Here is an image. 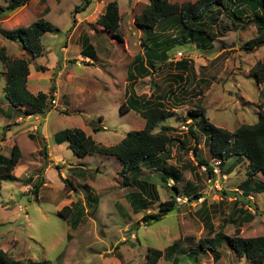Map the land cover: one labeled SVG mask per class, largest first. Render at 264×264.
Returning <instances> with one entry per match:
<instances>
[{
  "label": "rangeland",
  "instance_id": "1",
  "mask_svg": "<svg viewBox=\"0 0 264 264\" xmlns=\"http://www.w3.org/2000/svg\"><path fill=\"white\" fill-rule=\"evenodd\" d=\"M94 1L93 5L98 0ZM168 1L180 5L197 0ZM7 2L0 0V32L26 28L41 18L59 30L58 33L42 36L43 55L36 59H31L18 43L7 40L1 34L0 47H4L12 59L24 58L32 71L46 72L43 77L39 75V78H35L38 80V83H34L38 92L48 94L51 87L57 93L59 88L60 92L56 98L57 105H52V100L48 99V111L40 116L43 132L49 138L48 151L40 134L33 135L36 145L27 139L30 127L32 129L36 126L39 118L30 127L17 131L14 137L15 140L18 138L20 164L23 167L17 166L13 175L18 176L21 170L23 173L22 179L16 184L11 181L2 182L0 250L15 260L37 264L43 261L50 264H146L149 249L164 253L165 249L175 245L173 255L170 258L161 257L157 264H193L184 252L188 253L190 248L198 246L200 240L212 238L219 231L229 237L264 236V194H251L248 198L251 205L257 208L258 212L254 214L245 205L246 200L238 190L246 179L245 161L234 163L230 159L222 169H216L217 173L214 175L213 172L214 177L211 178L203 167H197L193 159L191 149L195 145L192 139L183 142V145L181 143L182 147L175 148L173 144L168 152L171 159H167L164 167L167 170L175 167L181 173L182 178L177 181L180 195L173 194L171 180L164 184L157 171L142 166L138 178L154 185L157 201L151 199L147 209L139 212L128 200L133 194L139 195V192L134 188L122 187L119 176L122 167L117 159L91 155L79 164L72 151L64 145L58 147L54 144L52 136L56 133L77 128L84 129L96 143L113 146L124 137L120 131L127 133L138 126L143 127L144 121L133 111L120 117L119 107L123 101L128 100H124L125 66L134 55L141 53L140 41L148 44V39L139 33L133 22L147 5V0H117L120 32L127 40L128 50L124 49V53L113 61L107 59L110 53L109 38L95 22L101 14L100 6L89 9L86 15V12L73 14L74 8L81 5V0H31L27 7L6 14L2 9L7 6ZM44 9H47L46 14L42 13ZM220 15L219 23L207 30V35L221 32L222 23L228 30H225L223 38L214 40L213 50L209 48L208 39L200 42L185 37H179L167 50L169 38L182 34L178 21L174 19L165 21L172 28H167L163 22L154 30L152 37L157 43L163 42L162 47L166 49L161 52L167 54V61L165 64L156 63L157 70L149 78L138 82L134 89L138 96L147 98L151 95L152 99L163 94L169 95L170 88L175 92L179 90L174 99L164 100L165 107L172 113L161 121V125L174 129L171 136L177 139L188 135L189 127L180 122L179 118L190 110H203L210 124L233 132L241 125L255 124L259 110L264 108V83H256L251 74L256 62L264 60V45L255 50H245L243 45L256 36L254 26L248 25L244 30L235 29L224 13ZM87 37L93 43L95 41L98 49L97 61L93 65L89 62V65L86 64L79 56L82 41ZM115 48L122 51L118 43H115ZM117 50L113 49L115 53H118ZM218 52L223 53L228 60L220 58L212 61V56ZM109 55L112 56V52ZM179 58L189 61L191 66L194 62L199 63L200 59L206 60L208 67L190 68L182 72L175 66ZM95 65L105 74L91 67ZM2 69L0 63V87L3 84ZM107 71L115 72V79L110 78L113 75ZM174 75L186 79L180 82L173 79ZM79 89L89 94L85 96L86 92L80 93ZM73 90V94L69 93ZM55 97L53 94L52 99ZM69 98L71 106L64 111L61 108ZM181 98L185 101L182 106L179 104ZM3 99L0 88V108L9 111V115L0 112V154L9 157L13 143L16 142L7 135L16 127L6 120L9 117L15 120L17 114L11 106H6ZM85 100L87 104H84ZM100 116L103 117L104 129L92 133L94 127L101 125L98 123ZM194 120L197 123L201 118L195 116ZM182 125L187 130H182ZM190 127L198 137L200 158L213 169L214 160L203 145L201 130H196L194 125ZM153 132H159V127L156 126ZM45 151L58 164L48 162V155H43ZM55 166L59 169H55ZM169 171L173 172L172 169ZM62 179H68L77 191H70ZM259 179L260 176L256 178ZM37 182L42 183V186L35 196L32 186ZM185 185L194 188V194L203 196L202 201H185L184 197L190 195L184 193ZM88 195L95 197L97 203L85 200ZM171 197H176L177 202V207L171 213L159 221L148 224L142 221L143 216L156 213L160 204ZM75 202L80 204L74 210L73 225L60 216V211ZM242 211L253 216L252 220L244 221L247 214H242ZM196 258L197 264H247L244 259H238L226 245L214 253L201 251Z\"/></svg>",
  "mask_w": 264,
  "mask_h": 264
},
{
  "label": "trees",
  "instance_id": "2",
  "mask_svg": "<svg viewBox=\"0 0 264 264\" xmlns=\"http://www.w3.org/2000/svg\"><path fill=\"white\" fill-rule=\"evenodd\" d=\"M30 1L8 0L7 6L2 10L4 13L10 14L25 7ZM147 2L141 13L135 17L134 23L143 33L144 38L146 37L147 41L151 43L150 46L143 45L146 48L145 53L150 69L154 68L156 63L164 62L167 58V54L161 52L162 49L166 48L162 47L163 45L160 43L155 42V39L152 37L155 28L167 19L178 21V26L182 32L180 37L204 42L205 39H211V36L207 35L206 31L210 30L212 26L214 27L217 23V16L224 13L230 24L236 29L244 30L248 25L254 26L256 36L243 45L245 50H255L264 45V0H197L193 3L187 2L180 5L172 4L168 0H147ZM90 3L91 0H81V5L74 8L73 14L85 11ZM46 12L47 10L44 9L43 13L46 14ZM119 22V6L116 1H113L106 5L104 13L99 16L96 24L112 34L120 42L122 41V34ZM222 30H227V28L222 27ZM58 32L57 27L41 18L26 28H17L9 32L1 31L0 34L7 40L18 43L31 59H36L43 55L42 36L47 33ZM176 40L170 39L167 41L169 42L167 50ZM84 47L87 48V45H84ZM157 53L160 54L158 55ZM136 61L139 67L135 66V70H141L146 73V69L141 65V59L137 58ZM0 63L5 69L6 77L5 85L2 88L4 99L11 107L22 109V114L25 117L43 116L48 111V99L53 100L54 88L51 87L48 94L39 92L36 95H32L29 93L26 88L27 77L29 75L28 61L24 58H10L4 47H0ZM128 70L127 78L128 80H132L131 68ZM251 74L256 83H264V60L256 62L251 69ZM120 110H123V106L120 107ZM139 114L145 122L144 128L128 131L121 141L113 146H103L96 143L90 136H87L81 129L77 128L60 132L54 135L53 140L57 145L68 142L69 149L78 158L99 155L117 159L122 167L119 172V176L122 179V187H131L139 192V195L133 194L128 200L131 201L135 209L142 212L150 205L151 199L157 201V195L154 196V185L138 178L142 166H146L149 170L157 171L161 176V182L164 184L172 180L173 185L170 188L175 195H180V190L176 185L180 179V175L175 168L169 167V170H173L171 172L164 167L169 156V147L174 141L171 137L174 129L164 126L161 127L159 132H153L157 124L169 117L171 112L163 107H149ZM195 116L201 118L197 123L194 120ZM185 117V122L191 120L193 123L191 125H196L201 130L200 132L205 137V144L209 155L211 159L220 162L219 168L222 169L224 163L231 158H236L237 161L241 159L240 162H242L243 158L247 160L246 179L238 187V190L241 192L242 198L246 200L245 205L256 214L258 212L257 208L251 205L248 198L250 194H264V108L259 110L255 124L241 125L233 132L210 124L204 117L203 110L201 109L190 110L186 113ZM99 120H101V117H99ZM101 130L102 128L100 127L93 128V132L95 133ZM188 134L195 141L191 154L197 167H205L207 174L213 178V169L198 155V137L192 127L188 128ZM43 155L46 156L45 152ZM20 157L21 152L16 144H13L9 157L0 155V191L2 182H18L13 175V171L18 166ZM55 169H59V167L55 166ZM259 175L262 177L263 182L256 180ZM62 180L64 186L70 188L71 191H76V188L68 179ZM41 186L42 183L40 182L32 186V193L35 196ZM186 194H191L188 197L185 196L188 201H196L201 197V195L194 194V192ZM86 199L93 204L97 203V199L90 195L85 197ZM79 204L78 202L71 203L69 208H64L60 211V216L67 223L72 222L74 225L73 213L79 207ZM176 207V197H171L168 201L160 204L156 213L143 216L142 221L145 224L151 221H159ZM245 213L242 211V214ZM246 214L244 221H251L253 216L248 215V213ZM222 245H226L238 259H244L247 264H264V236L242 238L235 235L229 237L224 235L222 231H219L212 238L208 237L200 240L197 247L190 248L189 252H184V254L193 264H197L196 255L198 253L201 251L214 253ZM174 249L175 245L165 249L164 253L159 250L149 249L146 256V264H157L158 260L163 256H169L168 258H170L175 252ZM0 264L37 263L15 260L6 252L0 250ZM38 264H50V262L43 261Z\"/></svg>",
  "mask_w": 264,
  "mask_h": 264
},
{
  "label": "crops",
  "instance_id": "3",
  "mask_svg": "<svg viewBox=\"0 0 264 264\" xmlns=\"http://www.w3.org/2000/svg\"><path fill=\"white\" fill-rule=\"evenodd\" d=\"M95 2L94 0H91V3H90V5L88 6V10L86 9L85 11H83V13L84 12H86V13H84L85 15L87 14V12L89 11V9L91 10V8H93L94 6L95 7H98V6H100V10H101V14L100 15H102L103 13H104V10H105V7H106V5L108 4V3H110V2H113V1H116L117 2V0H98L97 2H96V4L95 5H93V2ZM118 4V3H117ZM28 5H26L25 7H27ZM25 7H23V8H25ZM47 10V9H46ZM43 13V12H42ZM80 13H82V12H80ZM79 14V13H78ZM84 15V16H85ZM219 16V15H218ZM217 16V23L215 24V25H217L218 23H219V17L221 16H219L218 17ZM99 18V17H98ZM97 18V19H98ZM222 18V17H221ZM135 19V18H134ZM78 21H81V19H78ZM166 20H164V21H162L161 23H163V22H165ZM74 22V21H73ZM95 22H97V20L95 21ZM134 22V21H133ZM224 22V21H223ZM160 23V24H161ZM159 24V25H160ZM165 25H166V27L167 28H172V27H169V25H170V23H164ZM134 25H135V23H134ZM158 25V26H159ZM215 25H214V27H215ZM98 26V25H97ZM119 26H120V23H119ZM99 27V26H98ZM135 27H136V29L139 31V33L140 34H142V36H143V33L139 30V28L135 25ZM222 27H226L227 28V30H228V27L226 26V25H224V23H222ZM222 27H221V29H222ZM100 29H102V31H104V33L103 34H107V37L109 38V42H108V45H109V47L110 48H108L109 50H110V53L112 52V56L111 55H109L108 54V57H107V59H108V61L110 60V61H113V60H115L116 58H118L119 56H121L123 53H124V49H126V50H128V44H127V40L126 39H124L123 38V36H122V41H118L114 36H112V34H110V33H108L107 31H105L103 28H101V27H99ZM236 29V28H235ZM226 30V31H227ZM225 33V30H222L221 32H215L214 34H210V36H211V39L209 40L210 41V43H209V48H212L211 50H213V42H214V40L215 39H221V38H223L224 37V34ZM72 35V34H71ZM156 36V35H155ZM141 37V35H139V38ZM180 36H174L173 38H169V39H178ZM204 37V36H203ZM206 37V36H205ZM204 39V38H203ZM102 40V39H101ZM105 42V41H104ZM201 42V41H200ZM113 44V45H110V44ZM115 43H118V44H120L121 45V47H122V51H119V50H117L116 48H115ZM147 43L148 44H144V43H142L141 41H140V49H141V53H137L136 55H134L133 56V58L131 59V61H129V63L127 64V66H125V70H126V76H125V95H124V100H126V99H128L127 100V102H122V104L120 105V107L121 106H123V110L121 111L120 110V107H119V115H120V117H124L127 113H129L130 111H133V112H135L139 117H140V112L141 111H143V110H145V109H147V108H149V107H152V108H154V107H159V108H161V107H163V108H165L166 110H167V108L165 107V99L166 100H168V99H174V96H175V94H176V92H179V90H177L176 92L175 91H172L171 90V88L168 90V94L169 95H167V96H164L165 94H163L162 96L160 95V96H156V97H154L153 99L151 98V95L149 96L148 95V97L147 98H144V96H138L137 94H136V92H135V85L138 83V82H140V81H143V80H145V79H147V78H149L150 76H151V74H152V72L153 71H156L157 70V68H155L156 67V65H155V70H154V68H149V64H148V61H147V58H146V48H144L145 46H143V45H147V46H150V42H148L147 41ZM160 44L161 45H163V42H160ZM84 45H87V48H85L84 47ZM96 44H95V41H94V43L87 37V38H84L83 39V41H82V48H81V51H80V57H81V59L83 60V61H85V62H87L86 64H88L89 65V63H90V65H93L96 61H97V57H98V49L96 48ZM196 46V45H195ZM197 47V46H196ZM92 49V50H91ZM113 49H115V50H117L118 51V53H115L114 51H113ZM64 50V49H63ZM210 52V51H209ZM93 57H92V56ZM42 57V56H41ZM137 58H140L141 59V62H142V66H143V68L144 69H146V73L145 72H142L141 70L140 71H136L135 70V66L136 67H139V64H138V62L136 61V59ZM154 58V57H153ZM167 58H168V56H167ZM167 58H166V60L164 61V62H161L162 64H165V62L167 61ZM220 58H224V60H228L227 58H225L224 56H223V53H220V52H218V53H216V54H214L213 56H212V61H216V60H218V59H220ZM155 59H156V57H155ZM150 60H152V59H150ZM179 62L178 63H175V66L176 67H179V70H181L182 72L183 71H186L187 69H190V68H193V70L196 68V69H198V68H201L202 66L204 67V66H206V67H208V62L206 61V60H203L202 61V59H200L201 61H199V63H193V65L191 66V63L188 61H183L182 59H180L179 58ZM209 61V60H208ZM263 61V60H262ZM89 62V63H88ZM138 64V65H137ZM86 67H90V66H86ZM91 67H94V68H98V72L99 73H101V74H105L104 72H102V70H101V68L98 66V65H95V66H91ZM102 67V66H101ZM29 68H30V65H29ZM84 68V67H83ZM131 68V75H132V80H128V69H130ZM107 70H109L108 68H106ZM153 69V70H152ZM39 70H42L41 68H39ZM108 72V71H107ZM44 73H46V72H44ZM43 71H39V72H36L35 70H31V69H29V75H28V77H27V84H26V88H27V90H28V92L29 93H31L32 95H36L37 93H39L38 92V88L36 87V85L34 84L35 82L36 83H38V80H35V78L37 79V78H39V75H41L42 77H43ZM108 73H110L111 75H113V77H111V76H109V75H107L106 74V76H109L110 78H112V79H115V76H114V73L113 72H111V71H109ZM1 75H2V78H3V84L1 85V92H2V88H3V86L5 85V81H6V77H5V69L3 68L2 69V72H1ZM253 78V77H252ZM173 79H177L178 81H182L183 79H186V78H182L181 77V75H174V77H173ZM254 79V78H253ZM175 82V81H174ZM184 83H185V80H184ZM57 88H58V86H57ZM176 86L174 87V89L176 90ZM57 91H58V93L60 92V89L58 88L57 89ZM80 93L81 92H86L84 89H79L78 90ZM42 93V92H41ZM58 93L57 92H55V89H54V95L56 96L55 97V99H53L54 101H55V104L54 105H57V101H56V98H58ZM69 93H74V90L73 91H70ZM3 94V93H2ZM45 94V93H44ZM65 94H67L68 95V93H65ZM86 95L85 96H87V94H89L88 92H86L85 93ZM67 95H65V96H67ZM52 97H53V95H52ZM68 97H69V95H68ZM3 98H4V96H3ZM3 100H5V99H3ZM177 100H178V98H177ZM90 101H91V99H90ZM5 102H6V106L8 107V106H10V104L5 100ZM65 102V101H64ZM168 102V101H167ZM169 102H171V101H169ZM168 102V103H169ZM184 98H181V102L179 103L180 104V106H182L183 104H184ZM88 102L85 100L84 101V104H87ZM71 106V101H70V98H69V100H67L66 102H65V105H63L62 106V110H64V111H66L69 107ZM4 108H5V106H4ZM13 108V107H12ZM14 109V111H15V113L17 114V118L15 119V120H12L10 117H9V119H3V121L4 120H6L7 121V123L8 124H10V125H15L14 127H16L15 129L16 130H10L9 132H8V137L9 138H12L13 139V141L14 142H16V143H13V144H16L17 146H18V141H17V139L15 140L14 139V137H15V135H16V133H17V131H19V130H22L23 128H26V127H30L31 125H33V124H35V119L37 120L38 118H39V121L37 122V125L35 126L34 125V127H32V129H31V127H30V132L28 133L29 135H28V138L27 137H24V138H27L32 144H35V142H34V140H33V135L36 133H38V134H40L41 135V138L44 140V142H45V148L47 149V151H48V149H49V142H48V140H49V138H48V136H46L45 134H44V132H43V129H42V127H41V122H40V116H27V117H25V116H23V114H22V109H19V108H13ZM169 111V110H168ZM0 112L1 113H6L7 115H9V111L7 110V112H5V111H3L1 108H0ZM63 112V111H62ZM77 112H78V110H77ZM63 113H66V112H63ZM172 113V112H171ZM187 113V112H186ZM15 114V115H16ZM66 115H68V114H66ZM186 116V114L184 113V115H183V117H181V118H179V120H180V122H182L185 126H187V127H190V125L191 124H193L192 122H191V120H188L187 122H185L184 120H185V117ZM101 117V120H99V117H98V123L99 124H101L100 126H96V127H100V128H102V122H103V117L102 116H100ZM141 118V117H140ZM142 119V118H141ZM143 120V119H142ZM101 121V122H100ZM144 121V120H143ZM144 125H145V122H144ZM144 125H143V127H141V126H138V128H135V130H141V129H143L144 128ZM184 125H182V127H184ZM157 126L159 127V130L161 129V127H164L165 125H161V122L160 123H158L157 124ZM165 127H168V126H165ZM182 127H181V129H182ZM195 128H196V130H199V128L195 125L194 126ZM172 128V127H171ZM104 128H102V130H103ZM221 129H223V128H221ZM84 133H85V130L84 129H81ZM184 130H187V129H184ZM92 133H95V132H92ZM120 133H122V135L123 136H125V134H126V132H121L120 131ZM57 134V133H56ZM55 134V135H56ZM86 134V133H85ZM87 135V134H86ZM87 136H89V135H87ZM197 136V135H196ZM54 136H52V138H53ZM91 137V136H90ZM173 139H174V141L172 142V144L170 145V147L174 144V145H176L175 146V148H177V146H181L182 147V145L184 144L183 142H188V140L189 139H192L191 137H190V135L188 134L185 138H183V139H177V138H175L174 136H171ZM92 138V137H91ZM121 138H122V136H121ZM193 140V139H192ZM54 141V140H53ZM194 142V145H195V141H193ZM205 137H204V141H203V145L207 148V146H206V144H205ZM181 143H182V145H181ZM54 144H55V142H54ZM197 144H198V142H197ZM36 145V144H35ZM55 145H57V144H55ZM61 145H64V147L67 149V150H69V151H71L70 149H69V145H68V142H63V143H61V144H58L57 146L58 147H61ZM169 147V150L171 149ZM18 148H19V146H18ZM208 149V148H207ZM19 150H20V148H19ZM199 151V150H198ZM48 153V152H47ZM45 154H46V151H45ZM1 155V154H0ZM46 155H48V162H51L52 164H54V165H56V164H58L57 163V161L55 160H52V157L50 156V154L48 153V154H46ZM74 155V154H73ZM198 155H199V153H198ZM75 156V155H74ZM76 157V156H75ZM86 157V156H85ZM85 157H83V158H78V157H76L77 158V160H75L77 163H79V164H81V162L83 161V159L85 158ZM106 158H109V157H106ZM112 158V157H111ZM168 158H170L171 159V157L169 156ZM194 159V158H193ZM230 160V159H229ZM231 160H233L234 161V163H243L244 161L246 162V166H247V160H245L244 158L242 159V162H240V160L241 159H239L238 161L236 160V158H231ZM64 162V161H63ZM63 162L62 163H60L61 165L63 164ZM166 162H168V160L166 161ZM21 163V161H19V164H18V166L19 165H22V164H20ZM22 167H23V165H22ZM21 167V168H22ZM173 168H175V167H173ZM16 169V168H15ZM176 169V168H175ZM177 170V169H176ZM73 171V170H72ZM178 171V170H177ZM23 173V171L21 170L20 171V173L18 174V176H15L16 177V179L18 180V182L22 179V177H21V174ZM178 173H179V175H180V178H182V175H181V173L178 171ZM260 176V175H259ZM258 176V177H259ZM261 177V176H260ZM170 181V180H169ZM172 181V180H171ZM258 181H260V182H263V180H262V177H261V179H259ZM147 182V181H146ZM14 184H16L17 182H13ZM172 183H173V181H172ZM176 185H178V182H177V184ZM75 187V186H74ZM178 187V186H177ZM190 187V186H189ZM1 188H2V186H1ZM124 188H131V187H124ZM70 191H71V189H70ZM76 191H77V189H76ZM186 191V192H185ZM191 192H195V189H193V188H191V189H189L188 187H186V185L184 186V193L186 194V193H191ZM187 195V194H186ZM191 195V194H190ZM203 195L205 196V193H203ZM257 195H259V194H257ZM86 197V196H85ZM188 197V196H187ZM249 197H251V194H250V196ZM184 198H186V197H184ZM200 198H204L203 196H201ZM198 260V259H197ZM173 261H175L174 259H173ZM198 262V261H197Z\"/></svg>",
  "mask_w": 264,
  "mask_h": 264
},
{
  "label": "built area",
  "instance_id": "4",
  "mask_svg": "<svg viewBox=\"0 0 264 264\" xmlns=\"http://www.w3.org/2000/svg\"><path fill=\"white\" fill-rule=\"evenodd\" d=\"M178 56H180V54H178ZM51 103H52V105H54V104H55V101L52 100ZM184 129H186L185 126L182 127V130H184ZM213 165H214V168H213V171H212V172H214V175H215V174L217 173V170H216V169H218L219 166H220V162L217 161V160H214V161H213ZM203 170L205 171V167H203ZM186 199H187V198H184L185 201H186ZM202 199H203V198H199L197 201L201 202ZM187 200H188V199H187Z\"/></svg>",
  "mask_w": 264,
  "mask_h": 264
}]
</instances>
